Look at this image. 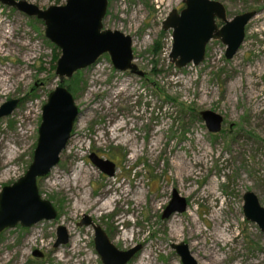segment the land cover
I'll use <instances>...</instances> for the list:
<instances>
[{
	"label": "rangeland",
	"instance_id": "rangeland-1",
	"mask_svg": "<svg viewBox=\"0 0 264 264\" xmlns=\"http://www.w3.org/2000/svg\"><path fill=\"white\" fill-rule=\"evenodd\" d=\"M24 1L41 9L66 2ZM183 1L108 0L103 29L132 38L144 77L115 70L105 54L61 84L60 51L45 37L43 22L0 4V72H13L0 84V106L18 100L0 118V190L30 166L41 109L55 87H66L80 112L58 165L37 181L56 218L0 233V264H102L92 226H79L83 216L118 250L142 247L127 264H182L171 248L180 243L198 264H264V232L242 209L246 192L264 207V0H213L228 19L257 15L231 60L221 41L211 40L202 63L178 69L169 59L171 31L162 23ZM202 111L223 118L219 133L208 132ZM91 154L112 162L114 175L93 165ZM173 190L187 209L162 219ZM98 191L112 203L96 214L90 205ZM58 226L69 242L54 248Z\"/></svg>",
	"mask_w": 264,
	"mask_h": 264
},
{
	"label": "water",
	"instance_id": "water-1",
	"mask_svg": "<svg viewBox=\"0 0 264 264\" xmlns=\"http://www.w3.org/2000/svg\"><path fill=\"white\" fill-rule=\"evenodd\" d=\"M0 4L43 22L45 37L60 51L55 67L60 84L78 71L90 67L105 54L109 56L115 70L144 77V73L134 64L132 38L119 31L103 29L108 0H66L64 5L46 9L24 0H0ZM183 4L184 8L180 12L172 10L162 23L164 31H171L169 59L178 69L202 63L206 46L211 40H220L226 47L225 59L231 60L244 41L245 26L257 15L255 11H249L228 19L224 5L213 0H184ZM17 104L18 100L3 103L0 106V118L9 116ZM79 114L74 98L66 87L59 85L49 93L41 109L38 140L30 166L15 183L0 190V233L17 225L29 228L41 221H53L56 218L57 212L52 204L40 196L37 181L47 177L58 165ZM200 118L209 133L220 132L223 122L220 115L202 111ZM89 160L108 177L114 175L112 162L95 154H91ZM186 209V199L173 190L161 218L168 219ZM242 209L244 218L264 232V207L259 204L254 193L246 192L243 195ZM89 225L93 228L94 247L102 264H127L142 248L137 245L120 251L100 227L94 226L87 216H83L79 226ZM68 242L66 228L58 226L54 248ZM171 248L182 264H198L186 244H172ZM32 255L42 258L38 251Z\"/></svg>",
	"mask_w": 264,
	"mask_h": 264
},
{
	"label": "bare ground",
	"instance_id": "bare-ground-1",
	"mask_svg": "<svg viewBox=\"0 0 264 264\" xmlns=\"http://www.w3.org/2000/svg\"><path fill=\"white\" fill-rule=\"evenodd\" d=\"M264 18V17H263ZM261 20V19H260ZM14 45V44H13ZM11 48V47H10ZM28 57V56H27ZM4 70V69H3ZM7 70H8V67H7ZM17 70V69H16ZM9 72V71H8ZM6 70L3 72V71H1L0 72V84H4L5 82H7V79L5 78V76H10V75H12L13 74V72L12 73H8ZM18 73V72H17ZM16 73V74H17ZM20 73V72H19ZM248 73V72H247ZM19 75V74H18ZM248 75H250L249 73H248ZM20 76V75H19ZM22 76H24V74L22 75ZM23 80V79H22ZM247 80V79H246ZM246 82H249L248 80L246 81ZM252 83V82H251ZM247 85V84H246ZM252 85V84H251ZM3 87V86H2ZM5 87V86H4ZM248 88V87H247ZM1 89V88H0ZM3 91H5V90H3ZM246 92H248V91H246ZM4 93V92H3ZM250 93V92H249ZM251 95V94H250ZM253 95V94H252ZM248 96V95H247ZM249 99V98H248ZM2 158H3V156H2ZM2 160V159H1ZM1 160H0V162H1ZM197 160V159H196ZM3 161H4V159H3ZM198 162V161H197ZM4 163V162H3ZM194 163H195V161H194ZM196 164V163H195ZM183 166V165H182ZM181 166V167H182ZM186 168V167H185ZM88 173V172H87ZM73 179V178H72ZM67 180V179H66ZM69 180H70V178H69ZM73 181V180H72ZM67 183H70L71 181H66ZM65 182V183H66ZM64 183V182H63ZM66 185V184H65ZM75 185V184H74ZM65 188V187H64ZM73 188V187H72ZM103 190V189H102ZM104 192H105V189L103 190ZM99 192V194L97 195V198L94 200V202H92V204L90 205L91 207L90 208H92L94 211L93 212H95L96 214L98 213V212H102L103 210H105V209H107V207H109V205L112 203V201L109 199L110 197H108V195L106 194V195H104L103 196V192H100V191H98ZM107 192V191H106ZM123 193L125 194L126 192L125 191H123ZM82 194V193H81ZM84 195V194H83ZM82 196V195H81ZM85 198V197H84ZM114 201V200H113ZM79 203V202H78ZM81 204V203H80ZM85 204V203H84ZM156 204V203H155ZM75 207V206H74ZM76 207H78V206H76ZM152 207V206H151ZM88 208V207H87ZM103 213V212H102ZM95 215V214H94ZM197 228V227H196ZM198 229V228H197ZM196 229V230H197ZM190 233V232H189ZM200 233V232H199ZM201 234V233H200ZM202 235V234H201ZM123 236H125V235H123ZM203 236V235H202ZM189 237V236H188ZM192 238V237H191ZM196 238V237H195ZM196 240V239H195ZM221 241V240H220ZM213 243V242H212ZM211 243V244H212ZM196 245H198V244H196ZM215 246L216 245H214V248H215ZM194 247V246H193ZM213 248V247H212ZM212 250V249H211ZM213 251H214V249H213ZM215 252V251H214ZM204 253V252H203ZM216 253V252H215ZM207 254V253H206ZM210 254V253H209ZM202 255V254H201ZM199 256V255H198ZM213 256V255H212ZM215 256V255H214ZM217 256V255H216ZM209 257V256H208ZM207 258V257H206ZM212 257H210V258H208L209 260L211 259ZM140 260V259H139ZM214 260H215V258H214ZM218 260V259H217ZM142 261V260H141ZM219 262V261H218ZM221 262V261H220ZM210 264H214V262H213V260H212V262L210 261ZM216 264H217V262H216Z\"/></svg>",
	"mask_w": 264,
	"mask_h": 264
},
{
	"label": "flooded vegetation",
	"instance_id": "flooded-vegetation-1",
	"mask_svg": "<svg viewBox=\"0 0 264 264\" xmlns=\"http://www.w3.org/2000/svg\"><path fill=\"white\" fill-rule=\"evenodd\" d=\"M221 131V130H220ZM115 167V166H114ZM106 234V233H105ZM107 236V235H106Z\"/></svg>",
	"mask_w": 264,
	"mask_h": 264
},
{
	"label": "trees",
	"instance_id": "trees-1",
	"mask_svg": "<svg viewBox=\"0 0 264 264\" xmlns=\"http://www.w3.org/2000/svg\"><path fill=\"white\" fill-rule=\"evenodd\" d=\"M57 55V54H56ZM57 59V58H56Z\"/></svg>",
	"mask_w": 264,
	"mask_h": 264
}]
</instances>
